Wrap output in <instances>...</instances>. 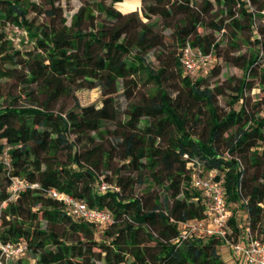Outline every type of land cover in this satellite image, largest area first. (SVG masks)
I'll return each instance as SVG.
<instances>
[{"label": "trees", "instance_id": "obj_1", "mask_svg": "<svg viewBox=\"0 0 264 264\" xmlns=\"http://www.w3.org/2000/svg\"><path fill=\"white\" fill-rule=\"evenodd\" d=\"M44 3L47 7L0 0V24L23 29L31 44L16 48L0 31V81L11 79L18 95L30 100L18 107L9 93L7 105H0V242L23 243L31 264H224L216 238H179L181 223L205 216L201 193L190 184L191 161L217 172L229 209L244 212L252 232L264 239V99L256 104L260 109L250 112L244 95L258 70L264 89V66L259 67L264 62V0H140L141 13L137 0H97L94 5L85 0L69 23L55 0ZM30 6L47 20L28 18ZM159 22L171 30L177 50L167 61L161 58L166 43ZM205 24L211 32L200 31ZM243 29L252 33L258 49L247 57H223L243 68L244 78L234 87L229 111L219 114L221 87L205 83L211 73H219L220 42L214 32L230 34L235 48L232 41ZM186 41L212 52L205 76L183 69L179 55ZM154 49L158 66L148 60ZM175 76L180 89L169 83ZM119 86L129 99L140 94L125 110L116 105ZM94 87L101 90L100 106H81L75 99L69 110L54 109L75 90ZM203 114L208 121L197 134L193 129ZM243 161L253 173L248 175ZM103 170H110L112 178H100ZM145 172L168 193L170 203L134 195L135 185L145 183ZM12 178L37 187L25 188L8 202ZM101 181L118 191L99 192ZM52 189L110 211L113 222L98 231L74 220L47 195ZM230 225L238 234L234 218ZM22 256L13 264H30Z\"/></svg>", "mask_w": 264, "mask_h": 264}, {"label": "rangeland", "instance_id": "obj_2", "mask_svg": "<svg viewBox=\"0 0 264 264\" xmlns=\"http://www.w3.org/2000/svg\"><path fill=\"white\" fill-rule=\"evenodd\" d=\"M29 1H34L41 6L43 5L44 7H47V5L44 3V0H29ZM85 0H55V5H59L62 8L63 15L66 16L67 22L69 23L71 15L77 11L78 7L83 3ZM89 3L92 5L95 4V1L97 0H87ZM103 1L104 4L110 3V0H101ZM131 1V0H129ZM200 1V0H198ZM94 3V4H93ZM141 4L137 6V10L139 13L140 11V6ZM95 7V6H94ZM114 7L117 8L116 3H114ZM216 7V6H215ZM95 13H98L97 10H95ZM28 18H33L37 22H43L46 21L47 19L44 17L43 14H40L37 10H33L32 6H30V10L28 13ZM152 19H156L155 17H152ZM209 19L206 18V22H208ZM261 22L257 20V25H260ZM158 30H161L164 35H165V47L162 52V60L167 61L168 57H170V52H174L176 55L175 46H174V40L173 36L171 34V30L169 28H163L162 24L159 22V25L157 26ZM206 31V32H211L212 27L209 24H205L203 28L200 29V31ZM0 31H4L5 34L8 36L13 41V44L16 48L19 49H26L28 46L31 44L26 41V33L23 29L16 27L15 25H12L10 23H7L5 25L0 24ZM214 36L219 39L220 45H219V55H217V60H216V65L219 67V73L218 74H210L206 78V84L210 85V87H213V85H219L221 94L217 96V111L219 114H223L229 111L230 109V100L233 95L236 94V91L234 89L235 86L239 83L241 79L244 78V69L237 67L233 65L232 63L225 62L223 60V57L225 55H231V56H236L239 54H244L246 57L249 55L250 51H253L254 49H258V47L254 44V36H252V33L247 29H243L241 32H239V38L236 41H232L234 45L236 46L231 47L230 46V41L231 37L230 34L227 36L221 35L220 32H214ZM158 49L152 50L149 55H148V60L153 62V65L158 66V60L154 57L153 53H155ZM212 63V62H211ZM209 66L211 64H208ZM207 65V66H208ZM203 66L201 71L197 73L194 76H205L209 70V67ZM264 66V62H260L259 67L262 69ZM260 70L257 71V76L249 78V80L252 82L253 87L248 90L245 89L244 95L247 97V103H248V110L250 112L255 111L256 109H260L262 105H256L258 103H262L264 99V89H262V86L260 84ZM173 82L170 80L171 87H175L176 89H180L179 85V79L175 76L172 78ZM122 87V86H121ZM121 87L119 86L118 92L115 94V100H116V105L121 109L125 110L126 107L128 106L129 103L132 102V100H136L140 94L137 93L136 96L133 98H127V96L122 93ZM143 91V87L140 86V90ZM13 94L16 99L14 100L15 106H28L30 103V100L24 96L18 95V86L12 82L11 79H4L0 81V95L2 98H0V105L6 106L8 103V99L6 95L8 94ZM77 99L78 103L81 106H89V105H96L100 106L101 105V90L100 87H94V88H81L75 90L71 96L68 97H63L58 100L56 104H54V109L55 110H69L70 108L73 107L74 105V100ZM239 104H236L234 108H238ZM262 115V113H260ZM208 121L207 114H203L200 124L198 127L194 128L193 131L197 134H201L204 132L205 125ZM106 127L108 130H114L113 129V124L107 123ZM112 139L111 135H106L105 140L107 142H110ZM224 149L222 148V151ZM64 159V157H61ZM3 161L4 158H2ZM243 166L245 169L248 171V175L254 172V169L249 167L248 164H246L244 161L242 162ZM8 162L6 166H8ZM115 164V163H113ZM101 177L104 178L107 176L108 178H112V172L110 170H103L100 172ZM145 183L140 184V185H135L134 187V195L135 196H142L143 198H148L153 200L154 198H157L158 201H162L164 198L169 199V203L171 202V199L169 198V195L167 192L163 191L154 181L151 176L147 172H145ZM167 184V183H165ZM235 217L234 218H239L240 213L234 212ZM239 225L241 228H243L246 224L245 219H241L238 221ZM99 230V229H98ZM96 239H101V233L97 232L95 234ZM217 250L218 253L221 255L222 261L224 264H244L242 258L238 259L236 261L229 252V249L226 245L222 243H218L217 245ZM22 260L28 261L30 264L33 262L30 258H28L26 255L22 256ZM16 261V258L14 259H8L4 260L2 264H13ZM103 264V263H100Z\"/></svg>", "mask_w": 264, "mask_h": 264}, {"label": "built area", "instance_id": "obj_3", "mask_svg": "<svg viewBox=\"0 0 264 264\" xmlns=\"http://www.w3.org/2000/svg\"><path fill=\"white\" fill-rule=\"evenodd\" d=\"M248 1V0H247ZM261 19L264 23V10L261 11ZM180 63L185 72L194 76L201 71L203 66L213 62L212 52H203L200 47L193 46L189 41L183 45L180 55ZM209 67V65L207 66ZM199 75V74H198ZM197 75V76H198ZM5 164L8 162L7 155L4 154ZM190 169V184L200 191L204 201V218L181 223L182 233L180 239L192 236L199 238H216L219 243L226 245L230 255L238 261L242 258L244 264H264V239L254 234L250 228L247 216L242 211L239 218H234V213L229 209L225 200L222 184L217 180V172L205 170L197 161L187 164ZM27 187L36 188L37 185H30L25 180L12 178L8 187V202H15L20 193ZM99 192L118 191V188L101 181L97 184ZM47 195L63 204L69 215L76 221H83L93 224L98 231L113 222L112 213L108 210L90 208L86 203L56 190H49ZM235 219L238 227V234L233 232L230 225L231 219ZM245 219L243 228L239 225V220ZM1 258L4 260L19 258L26 252L23 243L2 244L0 242ZM2 261L0 260V264Z\"/></svg>", "mask_w": 264, "mask_h": 264}, {"label": "crops", "instance_id": "obj_4", "mask_svg": "<svg viewBox=\"0 0 264 264\" xmlns=\"http://www.w3.org/2000/svg\"><path fill=\"white\" fill-rule=\"evenodd\" d=\"M140 3V0H137Z\"/></svg>", "mask_w": 264, "mask_h": 264}]
</instances>
